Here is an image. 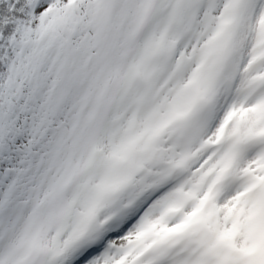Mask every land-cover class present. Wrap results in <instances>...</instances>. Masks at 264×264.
I'll return each mask as SVG.
<instances>
[{
	"label": "snow or ice",
	"instance_id": "6c2138e0",
	"mask_svg": "<svg viewBox=\"0 0 264 264\" xmlns=\"http://www.w3.org/2000/svg\"><path fill=\"white\" fill-rule=\"evenodd\" d=\"M0 264H264V0H0Z\"/></svg>",
	"mask_w": 264,
	"mask_h": 264
}]
</instances>
